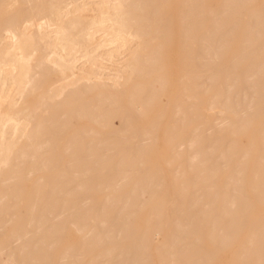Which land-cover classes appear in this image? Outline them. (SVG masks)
Instances as JSON below:
<instances>
[{
  "label": "bare ground",
  "instance_id": "1",
  "mask_svg": "<svg viewBox=\"0 0 264 264\" xmlns=\"http://www.w3.org/2000/svg\"><path fill=\"white\" fill-rule=\"evenodd\" d=\"M230 246L264 264V0H21L0 24V264Z\"/></svg>",
  "mask_w": 264,
  "mask_h": 264
},
{
  "label": "rangeland",
  "instance_id": "2",
  "mask_svg": "<svg viewBox=\"0 0 264 264\" xmlns=\"http://www.w3.org/2000/svg\"><path fill=\"white\" fill-rule=\"evenodd\" d=\"M178 0H175V2ZM21 6V0H0V24L3 22L4 18L8 16L9 13L13 12V10H16L17 8H19ZM101 36L99 34L96 35V40L100 39ZM118 56H120L122 58V56H124V52H121L118 54ZM75 66L72 68V70L74 71L72 74H70V77H73L74 75H76L77 72L81 71V65L85 64L88 65L90 62L88 60H86V58L84 56H80L75 60ZM118 63L116 61H107V60H103L102 64L104 67L99 68L98 71L101 72H108L109 74H99L97 75L98 77H102V78H112L113 77V73L116 72V69L114 68L115 64ZM43 86V85H41ZM2 98L4 99L5 97L2 96ZM22 98H18L17 101L21 102ZM117 123V121H115ZM64 241H68V239H72V234L71 233H64ZM233 247L230 246L225 253H227L226 255H224L222 257V255L220 257H215V259L213 261H210L208 264H226L227 261L231 258V252H232Z\"/></svg>",
  "mask_w": 264,
  "mask_h": 264
}]
</instances>
